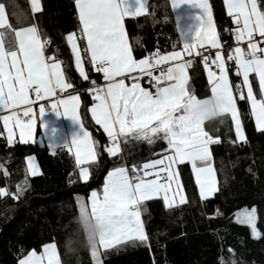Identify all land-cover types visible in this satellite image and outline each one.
Returning a JSON list of instances; mask_svg holds the SVG:
<instances>
[{
    "label": "crops",
    "instance_id": "crops-1",
    "mask_svg": "<svg viewBox=\"0 0 264 264\" xmlns=\"http://www.w3.org/2000/svg\"><path fill=\"white\" fill-rule=\"evenodd\" d=\"M123 1H77L81 30L69 37V41L74 38L78 43L76 63L83 66L84 71L80 72L86 77L81 39L93 67L96 63L105 64L100 71L105 86L102 94L92 96L90 113L107 137L112 155L121 152V138L126 135L153 139L164 134L171 152L143 163L135 178L126 167L110 171L102 195L90 194L88 201L101 249L146 237L141 202L160 198L166 207H174L187 201L178 170L182 161L191 165L200 197L214 196L218 179L210 160L212 141L202 131V123L213 115H230L237 140L245 141L236 95L248 99L256 127L264 129V48L254 41L255 36L264 34V15L256 0H224L235 29L240 27L234 29L235 45L229 50V57L221 44L209 0H169L182 49L141 60L133 55L125 18L146 14L147 9L134 8L129 14ZM41 9V0H28L24 7L13 10L0 5L3 133L10 144L37 143L52 152L67 148L80 166V179L86 182L90 178L88 165L97 160L96 142L82 119L81 96L76 92L66 93L67 81L61 62L50 61L46 56L47 42L41 38L35 23V14ZM13 17L19 22L13 23ZM7 28L13 29L16 44L13 49L4 41L3 29ZM203 49L215 52L217 65L205 66L211 97L195 101L194 97L188 98L187 50L197 56ZM229 59L240 77L235 89ZM162 64L169 65V72L177 83L157 94L144 86L130 85L124 79ZM244 76H249L246 83ZM28 115H31L29 121L24 122ZM32 157L27 158L26 164L28 173L36 176L41 170L37 171ZM47 246L41 252L31 251L19 264H49L44 250ZM53 263L57 264L55 258Z\"/></svg>",
    "mask_w": 264,
    "mask_h": 264
},
{
    "label": "trees",
    "instance_id": "trees-1",
    "mask_svg": "<svg viewBox=\"0 0 264 264\" xmlns=\"http://www.w3.org/2000/svg\"><path fill=\"white\" fill-rule=\"evenodd\" d=\"M77 1L41 0L35 23L47 42L48 60L62 64L66 93L76 92L82 98L81 115L96 142L97 160L88 165L90 178L83 182L80 166L67 148L52 152L37 143L10 144L0 120V264H19L31 251L41 252L48 244L57 247L61 264H95L92 252L99 244L90 194L102 195L110 171L126 167L135 178L143 163L171 152L164 134L150 140L123 136L121 152L115 155L110 154L109 146L103 147L100 133H104L91 116L94 100L89 92L92 83L101 82L102 76L94 71L80 39L86 77L82 75L69 42V36L81 30ZM144 1L146 14L125 18L135 59L181 50L169 0ZM256 1L264 15V0ZM27 2L0 0V5L13 10ZM209 3L229 57L235 45L234 21L226 12L224 0ZM12 21L17 23L19 19L13 17ZM3 37L9 49L16 47L12 28L3 29ZM228 68L235 89L240 77L230 59ZM189 77L188 98L209 99L210 84L201 57L192 59ZM236 96L245 141L237 140L230 115H213L202 123V131L212 141L210 160L218 179L214 196L202 199L191 165L180 162L178 170L187 201L174 207H166L160 198L141 202L146 237L109 249L99 247L101 264H264V129L256 127L248 99ZM31 156L39 163V175L28 173L26 160ZM244 208L257 210L258 238L247 225L235 221L236 212Z\"/></svg>",
    "mask_w": 264,
    "mask_h": 264
},
{
    "label": "built area",
    "instance_id": "built-area-1",
    "mask_svg": "<svg viewBox=\"0 0 264 264\" xmlns=\"http://www.w3.org/2000/svg\"><path fill=\"white\" fill-rule=\"evenodd\" d=\"M254 41L258 42L262 48H264V34L260 36H255ZM214 51L211 49H203L199 51L198 55L202 58L204 64H214L217 62L214 60ZM188 56L186 61L191 65L192 59L196 56L190 55L189 50H187ZM104 63H96L93 67L96 73H99L103 67ZM130 85H141L146 89L150 90L153 94H157L161 90L174 86L177 83L176 78H174L169 72V65L162 64L157 67L151 68L144 72H136L125 76L124 78ZM105 86V81L101 79V82H94L89 88L91 96L102 94L103 88ZM31 115L24 117L23 121L28 122Z\"/></svg>",
    "mask_w": 264,
    "mask_h": 264
},
{
    "label": "rangeland",
    "instance_id": "rangeland-1",
    "mask_svg": "<svg viewBox=\"0 0 264 264\" xmlns=\"http://www.w3.org/2000/svg\"><path fill=\"white\" fill-rule=\"evenodd\" d=\"M123 4H124V7L126 8V11L129 14L132 13V10L134 8L141 9L142 6H144L147 9V6H146L144 0H124ZM239 29H240V27H237L235 30H239ZM69 42H70L71 47H74L73 49L76 51L74 54L78 55V53H79L78 50L79 49H78V43L76 42V39L71 38V40ZM205 66H210V65L205 64ZM82 67H83L82 65L79 66V63H77V68L80 71L83 72L84 70H83ZM244 77H245L244 81L246 83L248 78H249V76H244ZM194 100L195 101H202V100H199L197 98H195ZM193 107H195V106H193ZM150 139L151 138H149L148 140H150ZM32 159L34 160L33 162H34V165L36 166L37 171H39L40 170V167H38L39 163L37 162L35 157H32ZM32 171H34V170L32 169ZM257 217H258V214H257V210L255 208H244V209H241V210L236 212L235 221L238 222V223L247 225L249 227L250 231H251V234L255 238H258L260 236V231H259L258 226H257ZM98 248H99V246H96V248L92 252L95 264H101V261L99 260V255H98ZM44 250H45V253L47 255L49 264H54L53 263L54 262V258H55L57 264H60L58 250H57V247L54 244H48V246ZM52 255H53V258L51 259Z\"/></svg>",
    "mask_w": 264,
    "mask_h": 264
},
{
    "label": "water",
    "instance_id": "water-1",
    "mask_svg": "<svg viewBox=\"0 0 264 264\" xmlns=\"http://www.w3.org/2000/svg\"><path fill=\"white\" fill-rule=\"evenodd\" d=\"M100 138L102 140L103 147L107 148L108 147V140L106 139L105 135L100 133Z\"/></svg>",
    "mask_w": 264,
    "mask_h": 264
}]
</instances>
